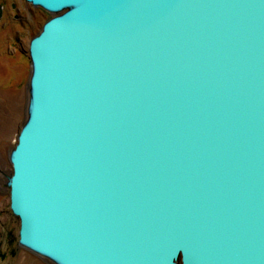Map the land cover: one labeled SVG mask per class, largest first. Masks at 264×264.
I'll return each mask as SVG.
<instances>
[{
  "label": "water",
  "instance_id": "95a60500",
  "mask_svg": "<svg viewBox=\"0 0 264 264\" xmlns=\"http://www.w3.org/2000/svg\"><path fill=\"white\" fill-rule=\"evenodd\" d=\"M21 242L61 264H264V0H27ZM58 263V264H59Z\"/></svg>",
  "mask_w": 264,
  "mask_h": 264
},
{
  "label": "rangeland",
  "instance_id": "374dc122",
  "mask_svg": "<svg viewBox=\"0 0 264 264\" xmlns=\"http://www.w3.org/2000/svg\"><path fill=\"white\" fill-rule=\"evenodd\" d=\"M57 15L27 0H0V264H58L20 239L11 209V154L31 106V40Z\"/></svg>",
  "mask_w": 264,
  "mask_h": 264
},
{
  "label": "bare ground",
  "instance_id": "6f19581e",
  "mask_svg": "<svg viewBox=\"0 0 264 264\" xmlns=\"http://www.w3.org/2000/svg\"><path fill=\"white\" fill-rule=\"evenodd\" d=\"M59 263V262H58ZM59 264H61V263H59Z\"/></svg>",
  "mask_w": 264,
  "mask_h": 264
}]
</instances>
